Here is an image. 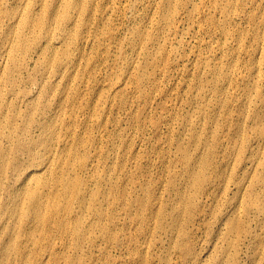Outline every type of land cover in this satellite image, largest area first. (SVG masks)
Returning a JSON list of instances; mask_svg holds the SVG:
<instances>
[{
	"label": "rangeland",
	"instance_id": "rangeland-1",
	"mask_svg": "<svg viewBox=\"0 0 264 264\" xmlns=\"http://www.w3.org/2000/svg\"><path fill=\"white\" fill-rule=\"evenodd\" d=\"M0 264H264V0H7Z\"/></svg>",
	"mask_w": 264,
	"mask_h": 264
},
{
	"label": "bare ground",
	"instance_id": "bare-ground-1",
	"mask_svg": "<svg viewBox=\"0 0 264 264\" xmlns=\"http://www.w3.org/2000/svg\"><path fill=\"white\" fill-rule=\"evenodd\" d=\"M6 3H7V0H0V22L4 20L3 18L4 16H7L6 13L8 12V8L4 7V5L6 6ZM0 27H1L2 33L5 35V32H4L5 28L3 29L2 25H0Z\"/></svg>",
	"mask_w": 264,
	"mask_h": 264
}]
</instances>
